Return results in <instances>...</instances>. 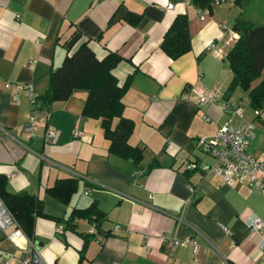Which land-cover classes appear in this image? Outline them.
<instances>
[{
    "label": "crops",
    "instance_id": "crops-1",
    "mask_svg": "<svg viewBox=\"0 0 264 264\" xmlns=\"http://www.w3.org/2000/svg\"><path fill=\"white\" fill-rule=\"evenodd\" d=\"M197 8L190 0H0V127L15 135L10 140L0 133V175L9 192L38 197L52 216L34 219L32 239L44 264H264V234L247 227L252 216L264 219V191L186 168L189 161L211 162L194 139L211 137L227 120L237 124L221 106L242 101L227 90L232 73L225 59L228 31L242 8L222 3L203 19ZM183 13L190 48L171 59L158 44ZM81 43L98 59L119 56L111 73L117 85L128 83L122 116L133 122L128 144L142 148L136 165L109 154L99 120L80 115L84 91L40 105L51 71ZM6 82L31 84L47 120L23 130L31 105L22 91L13 100ZM190 87L214 95L197 106L179 97ZM243 118L253 125L246 151L263 159L264 118L245 108ZM46 127L57 132L53 142L44 138ZM73 129L81 135L73 137ZM57 178L77 180L66 203L45 192ZM91 203L101 213L96 221L63 223L72 209ZM186 237L196 241L195 251L168 244ZM22 247V239L15 244L0 231V264L22 259Z\"/></svg>",
    "mask_w": 264,
    "mask_h": 264
},
{
    "label": "trees",
    "instance_id": "trees-1",
    "mask_svg": "<svg viewBox=\"0 0 264 264\" xmlns=\"http://www.w3.org/2000/svg\"><path fill=\"white\" fill-rule=\"evenodd\" d=\"M190 1L194 6L203 8L208 7L211 0ZM248 1L250 0H233V3L241 7ZM127 15L126 20L132 22V16ZM232 29L238 37L225 53L228 68L232 73L227 90L232 91L235 87H240L247 92L250 107L264 109V24H254L236 17ZM158 46L171 59L189 50L185 13L173 17ZM118 60L119 56L114 52H108L98 59L86 43H81L73 52L66 54L60 64L51 71L49 83L39 97V102L40 105H46L53 101L65 100L76 90L84 91L86 95L80 115L99 120L103 137L108 140L109 154L136 165L142 159V148L128 144L127 139L132 132L133 122L122 116L121 97L128 83L117 85L111 73ZM255 79L259 80L252 84ZM156 164L153 160L147 167ZM6 181V177L0 175V197L15 216L22 231L33 238L34 219L52 216L43 211V202L38 197L25 192H9ZM76 188L75 178H57L45 192L57 201L66 203ZM100 216L96 205L91 203L83 208L72 209L63 223L71 227L74 217L96 221ZM83 238L85 240V237Z\"/></svg>",
    "mask_w": 264,
    "mask_h": 264
},
{
    "label": "built area",
    "instance_id": "built-area-1",
    "mask_svg": "<svg viewBox=\"0 0 264 264\" xmlns=\"http://www.w3.org/2000/svg\"><path fill=\"white\" fill-rule=\"evenodd\" d=\"M233 3V0H211L208 7L197 8L196 13L199 19H203L208 10L216 5L222 3ZM171 5L167 4L166 7L170 8ZM228 40L235 41L238 34L230 30L228 32ZM213 44L208 43L206 50H212ZM29 63H32L31 61ZM4 86L7 89H12L13 100H18L20 92L22 91L28 98L31 105L30 113L26 116L25 124L22 126L23 130L32 129L37 122L42 120L46 121L48 112L41 110L37 104V95L33 92L31 84H14L6 82ZM212 91H208L202 87H190L184 92H181L179 97L183 101H193L197 106L203 105L209 101L213 96ZM244 104L242 101H237L235 104L223 102L221 110L225 113L234 114L239 122L233 124L230 120L217 127L215 133L211 137H197L194 143L206 153L211 162H201L197 164L195 161H189L186 165L187 169L199 170L203 175L215 174L225 185H244L247 188H257L264 191V158L257 159L246 151L248 140L252 138L253 125L251 121H246L243 118ZM252 114L255 118H264L263 108H252ZM203 120L209 118L202 114ZM0 133L4 138L15 140V135L8 129L0 127ZM81 132L78 129L72 130L73 137H79ZM57 137V132L53 128L46 127L44 129V138L48 142H53ZM15 172V171H14ZM13 172L10 174L12 175ZM88 191H84L87 193ZM249 230L264 234V219L252 216L247 221ZM118 229V225L114 226ZM224 232H228L225 227H222ZM59 230V228H58ZM0 231L5 235L9 241L17 244L19 239L23 241L22 250L24 256L22 259L15 262V264H44L38 250V246L34 240L28 237L23 231L13 213L8 209L4 201L0 197ZM89 233L92 229L89 228ZM168 244L172 248L174 246H185L189 244L192 250L197 249V243L194 239L186 237L184 239L168 238ZM0 262L2 258L0 257ZM119 264V263H113ZM223 264H227L223 260Z\"/></svg>",
    "mask_w": 264,
    "mask_h": 264
},
{
    "label": "rangeland",
    "instance_id": "rangeland-1",
    "mask_svg": "<svg viewBox=\"0 0 264 264\" xmlns=\"http://www.w3.org/2000/svg\"><path fill=\"white\" fill-rule=\"evenodd\" d=\"M224 3H226V2H224ZM236 7H238V6L236 5ZM241 8H242L241 9L242 14L240 15V18L251 21L254 24H264V0H250L246 4L241 6ZM237 11H239V10L237 9ZM225 32H226V30H225ZM232 44H233V41L230 42L229 46L231 47ZM258 80L259 79L253 80L252 84H255ZM230 93H231L230 96L232 99H237L238 97H240L244 106H245V109H247V111L251 113L252 107H250L248 105V98H247V92L246 91L242 90L240 87H235ZM237 101L236 100L230 101L229 104L233 105Z\"/></svg>",
    "mask_w": 264,
    "mask_h": 264
}]
</instances>
